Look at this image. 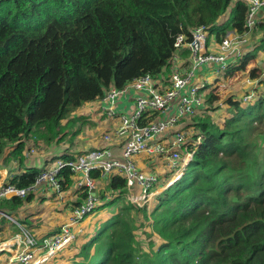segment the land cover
Masks as SVG:
<instances>
[{"label": "trees", "instance_id": "trees-1", "mask_svg": "<svg viewBox=\"0 0 264 264\" xmlns=\"http://www.w3.org/2000/svg\"><path fill=\"white\" fill-rule=\"evenodd\" d=\"M246 9L242 0H0V155L14 143L11 155L21 159L27 136L59 142L62 121L111 85L170 71L179 34L190 39L200 26L216 40L229 29L242 33ZM260 32L257 46L226 75L264 51V25ZM231 81L223 99L238 75ZM203 97V115L185 123L194 128L192 138L205 135L181 178L157 193L151 207L124 203L111 210L85 241L71 243L70 264H264V93L230 99L212 129L201 122L210 121L218 97ZM39 171L29 168L9 181L28 186ZM61 174L64 190L72 174L67 168ZM89 175L100 178L98 170ZM170 175L160 173L163 180ZM108 181L111 190L125 188L118 174ZM11 201V208L22 203ZM137 212L150 220L158 242L143 247L136 239Z\"/></svg>", "mask_w": 264, "mask_h": 264}, {"label": "built area", "instance_id": "built-area-1", "mask_svg": "<svg viewBox=\"0 0 264 264\" xmlns=\"http://www.w3.org/2000/svg\"><path fill=\"white\" fill-rule=\"evenodd\" d=\"M247 9L244 16V30L238 33L229 29L216 40L215 36L209 34L205 26L195 27L191 30V37L187 39L183 34H179L174 43L176 48L170 60V71L160 73L153 78L149 73H145L122 88L111 85L101 97L105 103L101 106L103 113L108 118H118V123L114 128V134L121 137L120 154H115L111 147L101 146L96 149L76 155L74 159L59 158L56 164L40 170L32 184L24 187L10 183V179L0 181V204H13V198L26 199L34 193L41 185H45L54 190L58 195L62 192L61 170L67 168L71 174H81L82 178L76 181V186L86 192L87 196L83 202L73 207L69 221L61 224L57 232L45 235L41 241L28 229L22 227L16 220L8 216L20 230L15 232L9 240L0 242V253H9L5 263L0 264H40L46 259L56 255L68 247L77 237L76 225L95 213L98 209L110 206L121 207L124 203L133 204L142 208L149 205L154 194L159 193L174 181L181 178L183 171L192 160L193 154L200 145L205 133L199 132L196 137L193 126L185 123L186 119L199 115L203 104L205 92H211L218 97V102L222 100V95H217V90L233 88L231 79L218 84L217 82L207 87V80L192 82L198 69L203 65H215V71L223 70L225 77L227 67L234 63L239 64L245 55V49L253 46V42L258 40L253 38L255 32L264 25V0H242ZM264 36V34H263ZM208 38H212L217 45V50H212L208 44ZM251 50V49H250ZM186 64L180 65L185 58ZM247 77L238 83L234 90L240 87H247V84L255 85L264 79V51L259 52L257 57L250 59L245 65ZM256 72L255 77L250 73ZM133 89H144L149 93L148 97L137 96L134 99L135 110L130 117L125 113H116L112 103L114 99L122 93L125 87ZM221 87H224L222 89ZM230 90V89H227ZM242 96L248 101L258 94L256 87L247 90ZM250 91V92H249ZM228 98L222 106L216 103L217 110L214 115L210 114V121L201 123L209 126L210 129L218 120V113L229 106ZM224 100V99H223ZM176 108V114L161 117L166 111ZM146 112V114H144ZM208 128V129H209ZM105 142H111L110 132L103 134ZM136 155L159 156L165 158L166 171H171L169 183L162 184L158 188V173H146L139 169L134 157ZM91 170H98L100 176L118 174L125 179L123 190H109L104 193V200L96 195L97 186L95 179L89 175ZM141 188V193L136 194L134 188ZM0 214H3L0 211ZM11 243V250L2 245Z\"/></svg>", "mask_w": 264, "mask_h": 264}, {"label": "rangeland", "instance_id": "rangeland-1", "mask_svg": "<svg viewBox=\"0 0 264 264\" xmlns=\"http://www.w3.org/2000/svg\"><path fill=\"white\" fill-rule=\"evenodd\" d=\"M255 33H257V32H255ZM208 44H209V47L212 50H215V51L217 50V45L213 41L212 38H208ZM252 44L257 46V43H255V42H253ZM247 50L248 49H245V53L247 52ZM259 52H261V50H259ZM259 52H258V54H259ZM215 69H216V67H215ZM237 71H239V72L235 73V75L236 74L238 75V81H235V82L242 84V82L244 80H246L248 71L247 70H237ZM234 72H236V71H234ZM234 72H233V74H234ZM194 77H199L200 81H202L203 78L206 77L208 79L207 80V84H206L208 88L217 79H224L225 78L223 70H219V71L213 70V71H211L209 73L208 77L204 76L202 72H197ZM243 89H244V87H240V90H233L230 93V95L227 96V98H225L224 100L222 98V100H220L219 102H218V99H217L215 101V103H213V104L216 105V103L218 102L219 103L218 105L222 106L224 101H226L228 98L237 99V98H240L241 96L244 97V95L248 92L246 90L247 89L249 90V88L247 86V87H245V91ZM217 91H218V92H216V93H218L217 95H222L226 91V89H224L222 91L218 89ZM209 92H211V90ZM209 92H207V93H209ZM139 95L148 97L149 93L146 90H144V89L135 90V89H133L130 86L125 87L124 90L122 91L121 95H119V96L124 97L126 100L121 101L117 105L116 109H118L117 110L118 114L119 113H125L128 117H130L132 115V113L134 112V110H135V105H134L133 101ZM217 97H220V96H217ZM97 104H98V101H94V105L96 106ZM223 107L224 108H222V110L219 112V115L217 116L218 119L221 117L223 111L228 106L224 105ZM215 109L216 110L218 109L217 106H215ZM216 110H215V112H216ZM215 112H214V114H215ZM176 113H177L176 112V108H174L172 110L166 111L163 115L161 114L160 116L161 117H166V116H169V115H174ZM86 118H87L86 114H84L83 111L76 110V111H74V114H72L70 116L69 119L63 120L62 123H61V126H62V137H61L59 142H54L53 145H46L47 142H44L42 140H35V139L31 138L33 140V145L34 146H30V148L34 147V148H37V150L38 149L44 150L41 153L43 159L41 157V162L40 163H35V168L38 169V170H43L45 168L50 167L51 165L56 164V162H57V160L59 158H62L63 156L66 155V151H68L69 153L72 152V154L76 155L78 153L82 154V153L88 151V150H85V149H96V148H99L98 146H94V145L90 144V141H93L94 137H93V135H91L86 130V127H87V125L93 127V122L90 121V120H87ZM116 122H118V118H108L106 116H103L102 119H101V122H99L97 124L98 127H97L96 134L100 136L102 134V132H103L102 129H106L107 130L106 132H110L111 135H112V140H111L112 144L120 146V151H121L120 143H122V139H121V137H117L114 134V125H115L114 123H116ZM93 129H94V127H93ZM200 129H201L200 127H197V129L195 131L198 132ZM27 138H30V137L27 136ZM37 141H40V142H37ZM28 142H29V140L26 139V143L27 144H28ZM38 143H41L42 145L38 146ZM106 143L108 144L109 142H106ZM11 150H12V144L10 146V144L8 143L7 146L5 147L2 155H0V162L4 166V167L3 166L1 167V169L3 170L2 176L5 175V173H4V170H6L5 167L9 169V167L6 164L8 162L7 159H9V156H10L9 152ZM118 154H120V152ZM137 159H138L139 162L142 159L143 163H147V162H149L151 160L152 163L156 164V165H151L152 169H154V170H159V169L165 170L166 167H167V165H166V163L164 161L165 159L164 160L160 159L157 162V160L153 156H145V155H143L142 157L139 156V157H137ZM42 160L43 161L46 160V162L44 163ZM81 176H82L81 174L78 175V176H75L74 177L75 178L74 183H76V181L78 179H80ZM162 176H160V174L158 175V177H157L158 183L162 182L163 184H166V183L168 184L169 183V179L163 180ZM97 186L99 188H101V189H106L107 192L110 190L108 182L106 184H104V186L101 187V181H98L97 182ZM156 188H158V187H156ZM134 190H135L136 194L141 193V188L138 187L137 185L134 188ZM40 193H44V195H45V199L42 201L43 203L40 201V199H37L35 202L31 203V206L28 209L25 208V210L29 211V213L36 212V211H38L40 209H44L47 206L61 204V202L58 201V197L56 196V193L54 192V190H52V189L44 190V188L43 189L41 188L40 189ZM41 195H43V194H41ZM153 196L154 197L152 198V200L149 203V207H151V205H153L154 202H155L154 198H155L156 194H154ZM70 199H71V196L69 197L67 202L69 203V205L70 204L73 205V203L71 202ZM72 199L74 200L76 198H72ZM101 200H104V198H102ZM41 203L43 204L42 207H41ZM73 207H74V205H73ZM54 209L55 208L49 209L47 215H45V216L37 217V218L30 217L29 221H28V224H31L33 226H29L28 224H26L24 216L22 215L20 217L18 212H14L13 210H8V211H6V214L8 216L10 215L14 219H17L24 228L28 229L32 233L34 232L33 228L43 230V231H40V232L38 230V233H37L38 235L37 234L35 235L39 239V241H41V238H42L41 235L44 234L46 232V230H47L46 229L47 220L51 221V218L53 217V215H55V214H52ZM98 212L99 211H96L95 213L89 215L88 219L93 218L94 215L97 214ZM7 215L3 216V220L5 222H3L2 224L4 226H6L8 230H9V227H13V231H15V232L19 231L20 228L17 225H15L10 219H8ZM135 217L137 219V224L139 225V227L135 231L136 239L139 242L142 243L143 247L146 246L147 243L150 240L155 242V243L158 242L159 238L157 237L156 234L153 233V231H152V229L150 227V220L145 219L143 214H142V212L135 213ZM9 221H10V223H8ZM100 225H101V223L99 221L98 222L97 221L96 222L91 221L90 223H88V225H86V227H85L86 229L84 228L82 230V232L79 234V236L77 237V240L74 243L79 241L77 243V244H79V243L85 241L86 237L88 236V234L90 232L94 231L93 229H95V230L98 229L100 227ZM73 244L68 245V247H70V251L69 250H68V252H64L63 251V253H60V254H62L61 256L57 255L55 258H53V256H54L53 255L52 257L46 259L45 261H43L41 263H44V264H68V261H66L65 258H67L68 256L72 255L71 254L72 253V247L75 246ZM68 247H66V248H68ZM73 251H74V248H73ZM63 259L65 261H63Z\"/></svg>", "mask_w": 264, "mask_h": 264}, {"label": "crops", "instance_id": "crops-1", "mask_svg": "<svg viewBox=\"0 0 264 264\" xmlns=\"http://www.w3.org/2000/svg\"><path fill=\"white\" fill-rule=\"evenodd\" d=\"M260 36H261V32H260V29H258V32L254 33L253 38H255V40L256 39L259 40ZM184 55H185V58H183L181 60L180 65L186 64V60H187L186 59L187 58L186 57V52L184 53ZM212 69L215 70V65H211V66L203 65V66L200 67V69L197 70V72H202L204 76L208 77L209 73L211 71H213ZM231 78L232 77H225L224 79H217L215 82L220 84V83L226 82L227 80H229ZM203 79L208 80L206 77H204ZM199 81H200L199 77H193V79H192V82H199ZM247 86H248L249 89H252V88L256 87L257 90H258V94L257 95L264 93V79H262V82H260L257 85H255L254 83H249V84H247ZM123 100H126V99L124 97L119 96V95L114 99V101L112 103V106H113L114 110L116 111V113H118V111H117L118 109H116L117 105ZM94 101H98V104L96 106L94 105ZM104 104L105 103L101 100V97H100V98H97V99H95L93 101L87 102L84 106H82L78 110L83 111V113L86 114V117H87L86 119L93 122L94 129H93L92 126H89V125H87V127H86V130L91 135H93V137H94L93 141H90V144L94 145V146H98V147H101V146L111 147L112 150L114 151V153L118 154L120 152V146L112 144V142H109L107 144L102 138L104 133H108V132H106L107 131L106 129H102L103 132H102V134L100 136L96 134L97 127H98L97 124L99 122H101L102 117L105 116L104 113H103V110L101 109V106L104 105ZM213 114L214 113H212V115ZM218 115H219V113H218ZM117 123L118 122L114 123L115 124L114 128L116 127ZM26 139L29 140L28 144L26 143ZM37 142H40V141H37ZM9 144H10V146L12 144V150H13L15 144L14 143H9ZM53 144H54V142H49L46 145H53ZM39 145H42V144L38 143V146ZM120 145H121V143H120ZM30 146H34L33 145V140L31 139V137L30 138H27V137L24 138V148L22 150V158L21 159H20L21 156H19V155L16 156V157L11 155L12 150L9 152L10 156H9V159H7L8 162L6 164L9 167V169L5 167L6 170H4V173H5L4 176H2L3 170L1 169L3 164H1V162H0V181H3L5 179H11L13 176L21 174V173L25 172L29 168H35V163H40L41 162V157H42L41 153L44 150H41V149L37 150V148H34V147L30 148ZM85 150H89V149H85ZM66 154L67 155L68 154H72V152L69 153L68 151H66ZM139 156L142 157L143 155H136L134 157V160H135L136 164L138 165L139 169H141L143 172L155 173V174L158 173V175H159L161 172L166 171V169L165 170H161V169L154 170V169H152L151 165H156V164L152 163L151 160L149 162H147V163H143L142 159H141V161L139 162L138 159H137V157H139ZM153 157L157 160V162L160 159L161 160L165 159L164 157H159V156H153ZM42 159H43V157H42ZM43 162L45 163L46 160L43 161ZM78 175H80V174H77V175L73 174L71 176L72 184L67 189L62 190L60 195H58L54 191L56 193V196L58 197V201H60L61 204L47 206L46 208L40 209V210H38L36 212H31L30 211L31 213H29V211L25 210V208L28 209L31 206V203L35 202L37 199H40L41 202L45 199V195H44V193H40V189L41 188L42 189L44 188V190H50L51 189V188H49V187H47L45 185H41L38 188V190H36L34 193L29 194L31 196L30 200L27 201L26 200L27 198L26 199H22V203L20 205H18L16 208H11L10 204L2 202V204H0V211L3 212V214H0V242L5 241V240H9L13 236V234L15 232V231H13V227H9V230H8L7 227L2 224L3 222H5L3 220V216L7 215L6 211H8V210H13L14 212H18L20 217L23 215L24 218H25L26 224H28V221H29L30 217L37 218V217L45 216V215H47L49 209L55 208L53 210L54 213L52 212V214H55V215H53V217L51 218V221L47 220V224H46V229L47 230L41 236L43 237L45 235H51L54 232H57L59 226L61 224L65 223V222L69 221V218L71 216L73 205L72 204L69 205V203L67 202L69 197L71 196L70 200H71L72 203H75L77 201H80V202L84 201V199L81 196V194L83 192L76 186V183H74V180H75L74 177L78 176ZM81 178H82V176H81ZM98 181H101V187L104 186V184H106L107 182L109 184L108 175H105V176H102V177L100 176V178L95 179L96 186H97V182ZM162 184H163L162 182L157 183L156 187H159V185L161 186ZM105 192H107L106 189H101V188H99L97 186V191L95 193H96L97 196H99V199H102V198H104V193ZM41 194H43V195H41ZM72 198H76V199L73 200ZM42 203H41V207L43 206ZM117 207L118 206H110V207H107V208H104V209H98L97 211H99V212L97 214H95L93 218H91V219L85 218V220L79 222L76 225V228L78 230L77 237L82 232V230L86 227V225H88V223H90L91 221H93V222H96V221L98 222L99 221L100 222L102 220H105L104 218L109 215L110 211L113 210V209H116ZM7 218L10 219L8 216H7ZM11 218H13V217H11ZM14 220H16L21 225V223L17 219H14ZM8 223H10V221ZM28 225L29 226H33L31 224H28ZM33 229H34V232L32 233L33 235H36L38 233V230H39V232L43 231L41 229H36V228H33ZM92 232H90V233H92ZM68 250L70 251V247H68L66 249H63L64 252H68ZM9 256H10L9 253H6V252L0 253V263H5ZM63 261H65V260L63 259ZM66 261H68V260H66ZM41 264H44V263H41ZM68 264H70L69 261H68Z\"/></svg>", "mask_w": 264, "mask_h": 264}]
</instances>
